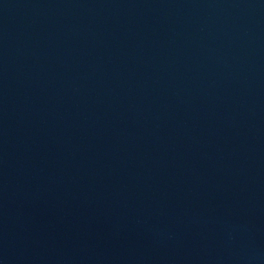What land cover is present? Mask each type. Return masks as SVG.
<instances>
[{"label": "water", "instance_id": "1", "mask_svg": "<svg viewBox=\"0 0 264 264\" xmlns=\"http://www.w3.org/2000/svg\"><path fill=\"white\" fill-rule=\"evenodd\" d=\"M0 264H264V0H0Z\"/></svg>", "mask_w": 264, "mask_h": 264}]
</instances>
